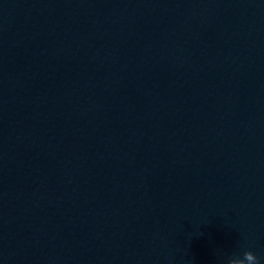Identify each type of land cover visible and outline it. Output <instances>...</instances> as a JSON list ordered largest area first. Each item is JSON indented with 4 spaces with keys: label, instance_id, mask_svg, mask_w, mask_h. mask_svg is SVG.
Listing matches in <instances>:
<instances>
[{
    "label": "water",
    "instance_id": "obj_1",
    "mask_svg": "<svg viewBox=\"0 0 264 264\" xmlns=\"http://www.w3.org/2000/svg\"><path fill=\"white\" fill-rule=\"evenodd\" d=\"M264 264V0H0V264Z\"/></svg>",
    "mask_w": 264,
    "mask_h": 264
},
{
    "label": "clouds",
    "instance_id": "obj_2",
    "mask_svg": "<svg viewBox=\"0 0 264 264\" xmlns=\"http://www.w3.org/2000/svg\"><path fill=\"white\" fill-rule=\"evenodd\" d=\"M229 261H231V264H259L258 257L251 251H244L242 259L233 258L229 259Z\"/></svg>",
    "mask_w": 264,
    "mask_h": 264
}]
</instances>
